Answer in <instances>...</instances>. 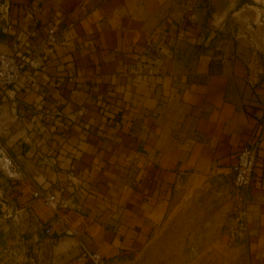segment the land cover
Segmentation results:
<instances>
[{
	"label": "crops",
	"instance_id": "1",
	"mask_svg": "<svg viewBox=\"0 0 264 264\" xmlns=\"http://www.w3.org/2000/svg\"><path fill=\"white\" fill-rule=\"evenodd\" d=\"M227 9L200 22L177 0H0V52L17 43L23 70L0 97V264H81V244L112 264L169 233L264 264V19ZM50 26L67 30L53 47ZM256 135L250 236L234 242V167ZM182 212L194 223L177 229Z\"/></svg>",
	"mask_w": 264,
	"mask_h": 264
},
{
	"label": "built area",
	"instance_id": "2",
	"mask_svg": "<svg viewBox=\"0 0 264 264\" xmlns=\"http://www.w3.org/2000/svg\"><path fill=\"white\" fill-rule=\"evenodd\" d=\"M4 33L7 29H2ZM66 29H57L53 26L47 28L45 43L49 47L62 43ZM18 44L13 43L8 53L0 54V97L13 88L22 76V64L17 57ZM260 147V136L256 135L253 140L243 146L237 155V162L234 167V179L232 189L234 191L233 209L230 219L225 225V233L235 242H245L250 236V228L247 222L249 197L248 192L253 183V176L257 164ZM11 171L19 170L17 165L10 167ZM44 203L52 208L58 207V197L53 194L43 195ZM77 236L76 230L70 232ZM47 235L53 234V226L46 229ZM82 253L78 258L81 264H104L106 256L99 251H93L84 244H81Z\"/></svg>",
	"mask_w": 264,
	"mask_h": 264
},
{
	"label": "rangeland",
	"instance_id": "3",
	"mask_svg": "<svg viewBox=\"0 0 264 264\" xmlns=\"http://www.w3.org/2000/svg\"><path fill=\"white\" fill-rule=\"evenodd\" d=\"M177 2L181 9L188 10L196 15L200 22L205 19L207 22L212 20L214 15L221 13L220 9L222 10L229 4L228 0H177ZM246 4H253L261 9L262 18L264 19V0H255V2L253 0H243L239 8ZM185 214L182 212L181 216L173 222L177 229L178 227L189 226L194 223L192 219H189L188 214ZM216 220L213 219V221ZM214 237L208 236L209 239ZM205 238L207 237L205 236ZM152 239L147 247L136 248L119 254V257L112 264H205V262L206 264H211L212 260V264H219L217 261L220 258L219 252L213 255L214 252L203 250V236L201 235H171L169 233L163 235V238L161 236L158 241H156L154 236ZM189 242L196 245L195 250L186 247ZM206 259H209L208 263Z\"/></svg>",
	"mask_w": 264,
	"mask_h": 264
},
{
	"label": "water",
	"instance_id": "4",
	"mask_svg": "<svg viewBox=\"0 0 264 264\" xmlns=\"http://www.w3.org/2000/svg\"><path fill=\"white\" fill-rule=\"evenodd\" d=\"M228 1H229L228 9H227L228 14L236 11L243 2V0H228ZM2 53H8V52H0V54Z\"/></svg>",
	"mask_w": 264,
	"mask_h": 264
}]
</instances>
